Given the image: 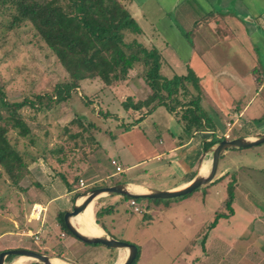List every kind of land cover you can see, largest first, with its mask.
<instances>
[{"label":"crops","instance_id":"0c3cea01","mask_svg":"<svg viewBox=\"0 0 264 264\" xmlns=\"http://www.w3.org/2000/svg\"><path fill=\"white\" fill-rule=\"evenodd\" d=\"M228 1L230 3L232 0ZM252 2L254 8H258L260 12L264 10V0H253ZM216 3L220 4L218 6L220 9L225 7L221 0H210L204 9L198 3L194 9L191 4L181 2L180 5L174 6L176 16L169 19L168 16L163 15L162 27L159 29L156 28L159 24H156L155 27L145 14H142V17L132 16L141 28L138 41L148 48H156L161 53L163 60L161 72L164 77L170 79L174 75H185L190 69L199 78L202 91L200 106L210 120V125L206 126L203 131L187 134L177 115L162 106L150 112H147L148 109L143 111L145 108L141 111L122 109L116 114L115 121L110 119V124L116 122L121 123L122 126L125 123L132 125V130L136 129L139 139L137 142H132L130 146H126L124 142L121 143L118 137L110 136L109 140L107 139L102 144L98 139L100 134L98 135L96 132L105 135L104 133H108L110 130L108 127L110 124L104 126L101 123L93 138H90L92 144L88 146L92 151L90 162L80 163L82 173L84 169H88L84 171L86 178L93 175L101 181L103 177L108 180V178L120 176L121 182L142 190L141 194L148 193L150 190L175 191L187 186L197 175L208 173L211 165V150L215 146L211 147L210 145L217 140L224 139V134H228L230 140L237 138L253 140L264 134V72L254 73L257 72L261 59L264 63V12L260 14L256 11H246V14L241 12L230 15L227 13L229 10L223 9L222 17L219 18L215 13L209 15L207 20H202V16L199 14L206 16L212 13L211 10L215 8ZM131 5L128 6V9ZM142 20H144L143 27L140 24ZM243 24L254 26L257 36ZM220 28L222 34H220ZM257 40L261 44V59L251 46V42ZM175 41L181 43L182 52L174 49ZM254 87L257 89L254 90ZM114 88L111 92L106 90L100 93L114 97L118 104L120 102L117 94L128 93L136 100L141 94L150 93L141 78L138 79V82L130 78L125 84H119ZM227 125L230 127L228 128ZM258 126L261 127L257 128ZM85 142L87 143V140ZM262 145L261 147H264V144ZM251 149L253 148L226 151L219 162L214 182L196 190L200 193L196 199L203 201L213 193L215 187L221 188L224 193L221 197L217 196V203L213 200V207L205 210V213L209 215L206 220L208 225L202 228L209 230L208 234H202V238L201 235L199 236L200 244L204 239L205 254L203 256L198 250H196L197 252L193 250L191 255L184 256V258H190V263L210 264V254H215L216 248L220 246L224 248L222 253L223 260H225L233 254V248L239 246L243 248L242 260L245 258L248 261L247 257L251 256L255 258L256 264H264V186L260 185L261 181L264 182V160L259 153H254ZM107 155H113V157L110 159L107 158ZM56 156L55 154L51 158L53 159L51 166L53 171L44 174L42 178L46 180L49 176L59 179L63 183L64 190L61 189L59 193H55L53 189H44L40 185L39 189L44 194L46 192L48 198L47 209H43L39 205L40 211L31 219L39 221L42 213L48 211L50 204H55L62 197H69L75 192L71 187L73 182L71 176L75 164L67 161L66 156ZM253 156L254 160H248ZM94 158L95 162H93ZM121 159L124 162H120ZM111 161L121 168V173L118 175H115V166L111 165ZM233 162L263 163L257 167L247 168L248 173L241 175L240 170L237 169L238 165ZM231 176H234L232 181L234 192L230 212L224 203L227 199L225 191H227L228 184L231 183ZM248 182L257 184L260 193L257 194L245 188L244 183ZM191 195L186 199H180L176 206L171 204L169 210L172 211L174 207V209H180L181 204L193 199ZM108 197L106 203L114 206L113 212L104 216L101 219V224L95 223V220L91 223V226L98 231L97 235L102 234V236L106 235L114 239L118 237L131 238L133 232L140 233L149 229L148 224L151 221L140 223L136 217L137 213L134 216L130 211V208H133L130 206V202H124L122 197L117 195ZM36 205L38 204L33 207ZM201 206L198 202L192 208L199 213L196 207L204 210ZM159 208L160 206L157 208V212L160 214L169 211L159 210ZM41 211L43 212L41 213ZM133 213H135L134 210ZM154 213L156 212L153 209L146 212L147 217H151ZM85 214L86 212L80 220L83 225H88L89 214L84 217ZM217 215H223V217L217 220ZM215 220L217 223L211 227ZM188 221L192 223L193 219L190 218ZM43 223L45 221L41 222L40 226ZM137 228L138 231H136ZM72 239L74 240L73 237ZM229 239L233 241L225 242ZM105 248L103 247V249ZM106 250L115 251L108 248ZM218 253L221 254L220 251ZM198 256L203 257L199 260ZM139 258L136 264H147L154 261L157 255H145L142 245ZM122 261L120 260L118 264H122ZM221 263L225 262L221 259L213 264Z\"/></svg>","mask_w":264,"mask_h":264},{"label":"rangeland","instance_id":"374dc122","mask_svg":"<svg viewBox=\"0 0 264 264\" xmlns=\"http://www.w3.org/2000/svg\"><path fill=\"white\" fill-rule=\"evenodd\" d=\"M252 1L253 0H232L229 3L228 0H221V3L223 2L225 7L220 9L218 7L220 4L216 3L213 9L214 12L211 10L212 13L206 16L201 13L199 15L202 16V20H207L209 15H214L215 13L218 14L219 18L222 17L224 15L223 9L229 10L227 13L230 15L241 12L246 14V11H256L260 14L264 12V10L260 12L258 8H254ZM121 2L122 4H128L129 1L121 0ZM181 2L191 4L194 9L196 3H198L200 7L204 9V7L207 6V2H210V0H133L132 5L129 7V12L133 17H142V14H145L149 21L151 20L154 23L150 21L154 26L159 24L157 27L155 26L159 29L162 27L161 19L163 15L168 16L169 19L176 16V8H174V6L180 5ZM9 21L10 14L0 9V95L9 103L23 102L25 100L35 102L37 97H41L43 105L48 104V97L52 96L53 99H55L54 93L57 88L70 82L69 76L28 22L23 23L19 27L9 29ZM140 24L143 27L144 20H142ZM243 25L248 30H252L253 34L255 33L254 35L257 36L254 26L247 24ZM219 31L220 34H222L221 28ZM128 39L131 38L128 37ZM253 41L251 42V46L261 59V44L258 43V40L255 42ZM179 42L175 41L173 47L176 51L182 52L183 48ZM257 68L258 73L254 72L255 74H259L261 71L262 73L264 72V63L262 59ZM141 72V68L135 67V69L129 73L127 79L132 78L135 82H138V79L141 78ZM125 82L126 81H124V83L121 82V84H125ZM114 87L103 86V83L98 79L84 80L79 83L77 89L70 93V98L59 106L55 105V100L50 102V108L45 113L41 111L38 112L30 106H26L19 111L22 120L28 125L30 134L26 138H19L16 131L10 130L7 136L17 151L19 150L21 154L26 155L28 159L36 158V160L34 162H25L28 167L22 171L20 178L18 174L16 185H14L15 183H13V180L11 181L9 176H7L0 167V252L13 249H26L45 255L51 260H61L66 264H118L120 260H123L122 263L124 262L127 257L126 250L108 251L106 248L103 249V246L100 245H85L77 239L75 240L74 237L73 240L71 236L64 233L58 222L59 215L71 211L72 207L78 204V200L84 199V194H87L91 188L107 187L123 183L121 182L122 179L120 176L108 178V180H105L106 177H103L101 181H99L97 176L93 175H89V177L86 178L84 176V171L88 169H84L82 173V168L80 167L81 162H90L91 160L92 151L88 146L92 144L90 143L89 136H94L95 130H92L93 127H86L87 131H85V126L79 122L78 117H80V119L84 118L83 120L89 123H94L96 130L99 129L98 126H100L101 123L106 126L110 124V119L115 121L116 114L122 110L120 104L114 100V97L100 93L103 90L111 92V90L115 89ZM131 88L133 89V87ZM143 89L146 90V88ZM256 89L257 88L254 87V90ZM149 95L150 93L148 92L141 94L136 100H134L135 97H130L128 93L121 95L117 94L116 96L119 97V102H121V100L124 102L128 98L133 102H141L145 101ZM164 108L166 109V107ZM147 109L148 108L143 111H147ZM99 111L107 112L109 116H101ZM0 113L6 116L5 111L1 107ZM175 113L182 114V110L177 109ZM124 125L127 124L125 123ZM82 127H84V129H82ZM108 127L110 130L108 133H104L105 135L96 132L98 135L100 134L98 139L102 144H104L107 139L109 140L110 136L118 137L121 143L124 142L126 146H130L132 142H137L139 139L136 134V129L132 130V127L123 129L122 124L116 122H111ZM259 127L261 126L257 128ZM62 128L67 130L66 134L75 135L81 134L82 132V136H85L84 139L87 140L88 144L78 148L74 146V144L76 143L78 146L79 140L82 142L81 138L75 137L74 139H69L68 135L64 136L63 140H57L61 137L60 132ZM261 146L263 145L261 144L253 147L251 150H253L252 152L254 153H259L262 160H264V147ZM58 149L60 152L54 153L57 155L56 157L66 156L67 161L75 164L71 176V180L73 181L72 186L75 192L69 197H62L55 204H50L51 206L47 212L41 211V213H43L39 221L31 219V217L33 218L34 215L38 214L41 207L47 209L46 202L48 201L46 192L45 194L41 192V189L33 186L34 183L42 185L41 188L44 187V189H53L55 193H59L61 189L64 190L63 183L59 179L54 177L50 178L49 176L46 180L42 178L44 174L53 171V168H51L53 160L51 159V152ZM114 155L116 156L115 153ZM111 157H113V155H107V158L111 159ZM95 158L93 162H95ZM254 158L253 156L248 160H254ZM105 161L106 159L104 157V162ZM119 161L124 162L122 159ZM233 163L238 165L237 169L240 170L242 175L243 173H248L247 168L257 167L263 162ZM80 178L88 185V189L85 190L86 192H80L79 190ZM233 180L234 176H231L230 181L232 182ZM260 185L264 186V182L261 181ZM244 186L251 192L260 193V188L255 183H244ZM215 188L216 189L212 191L213 193L207 197L205 201L196 199L200 196L199 191H196L193 195L190 194L193 196V199L181 204L180 209H174V207L172 211L169 210L171 208L170 205H178L180 199H186L187 196L173 200H142L138 203V207L141 210L140 213H137V215L133 213V208H130V211L134 216L136 215L142 224L146 221H151V223L148 224L149 229L140 233L133 232L131 238L118 237L115 239L134 244L139 247V249L143 245L145 255H157L154 261L147 264H192L190 263V258H184V256L187 254L191 255L193 250L194 252L198 250L204 256L206 250L205 246H203L204 239L201 244L200 242L203 237L202 234H208L209 230L202 228L208 225L206 220L209 215L205 213V210L213 207V200L217 203V196L220 195L221 197L222 193H224L221 188ZM225 194H227V191H225ZM108 198L109 197L105 195L95 200L94 215L100 208L110 206L106 203ZM128 201L124 200V202ZM198 202L202 205L201 207L204 208L203 210L196 207L199 213L192 208V206H196ZM35 204L38 205L33 207ZM39 205H41V207ZM159 206V210L166 209L169 210L168 213L160 214L157 212ZM151 209L155 210L157 214L154 213L151 217L143 218L147 216L146 212ZM81 216L76 219L82 218ZM148 218L151 219L149 220ZM190 218L193 219L192 223L188 221ZM76 219H74V222H76ZM85 220L84 218V221ZM40 221H45V223L40 226ZM136 231H138V228ZM234 232L238 233V231ZM200 235L201 238L199 237ZM231 241L233 240L229 239L225 242ZM216 250L218 252L220 251L221 254L217 251L215 254L211 253L210 264L221 259L225 262L221 264H256L255 258L251 256L247 257L248 261H246L245 258L242 260L243 248L239 246L234 247L233 254L225 260H223L222 253L224 248L220 246L216 248ZM203 256H198L199 260H201ZM5 264L40 263L23 256H14L8 259L7 262L5 260Z\"/></svg>","mask_w":264,"mask_h":264},{"label":"trees","instance_id":"16d2710c","mask_svg":"<svg viewBox=\"0 0 264 264\" xmlns=\"http://www.w3.org/2000/svg\"><path fill=\"white\" fill-rule=\"evenodd\" d=\"M128 1V4H122L121 0H0V9L10 14L9 29L28 22L68 74L70 82L59 86L54 93L55 99L52 96L48 97L49 103L55 100V105L59 106L70 98V93L84 80L98 79L103 86H117L118 83L127 81L129 73L135 67H139L142 71L140 77L149 88L150 95L141 102H133L128 98L119 103L121 108L125 111H141L148 108L150 112L156 107L164 106L173 113L179 109L182 110V114H175L183 124L184 132L193 134L203 131L210 125V120L200 106L202 91L199 78L190 69L185 75H174L170 79L162 75V55L156 48H148L138 41L141 28L128 9L133 0ZM49 103L43 105L41 97H37L35 102L25 100L9 103L0 95V107L6 114L4 116L0 113V167L11 181L13 180L14 185L18 174L20 178L22 171L28 167L25 162H34L36 158L28 159L26 155L17 151L7 134L12 130L16 131L19 138H26L30 130L19 111L30 106L38 112L45 113L50 108ZM99 112L101 116H109L107 112ZM78 119L85 126V131L86 127H93L92 130L96 131L94 123H89L83 120L84 118ZM122 127L129 129L132 125L123 124ZM66 131L62 128L61 137L57 140H63L64 136L68 135L69 139L81 138L82 142L79 140L78 146L74 142V146L78 148L88 144L82 132L74 135L66 134ZM89 137L93 138L92 135ZM220 140L210 146L216 145ZM58 152L59 149L54 150L51 155ZM33 186L40 187L37 183ZM71 187L73 188L72 184ZM97 188L103 187H93L91 190ZM85 190L83 192H86ZM233 192L234 185L231 182L227 186V199L224 203L229 211ZM120 197L129 200L128 202L132 200L125 196ZM142 200L152 201L149 199L134 201L138 204ZM113 208L112 205L100 208L94 215L96 223L101 224V219L110 215ZM63 215L64 213L59 215L58 222L62 231L71 236L63 223ZM86 216L87 211L84 217ZM221 217L223 215H217L216 219ZM217 220L211 227H214ZM139 255L138 247L133 264L137 263ZM13 257H7L6 262Z\"/></svg>","mask_w":264,"mask_h":264},{"label":"water","instance_id":"95a60500","mask_svg":"<svg viewBox=\"0 0 264 264\" xmlns=\"http://www.w3.org/2000/svg\"><path fill=\"white\" fill-rule=\"evenodd\" d=\"M264 144V134L259 135L253 140L246 138H237L232 140H220L211 150V165L206 175H197L187 186L175 191H159L150 190L148 193H134L130 190V186L126 183L116 184L103 188L90 190L84 194V199L80 204H75L72 210L64 213L63 223L70 233L78 241L86 245H100L113 250H126L127 257L122 264H133L138 254V247L125 241H120L112 237L101 235L98 237H89L81 234L73 225L72 219L82 213L85 208L93 201L105 195L125 196L132 200L149 199V200H173L188 196L200 189L214 182L216 179L218 166L224 153L231 149H249ZM10 256H23L28 259L35 260L40 264H51V259L45 255L26 250V249H13L0 253V264H5V260Z\"/></svg>","mask_w":264,"mask_h":264},{"label":"bare ground","instance_id":"6f19581e","mask_svg":"<svg viewBox=\"0 0 264 264\" xmlns=\"http://www.w3.org/2000/svg\"><path fill=\"white\" fill-rule=\"evenodd\" d=\"M130 190L134 193H142V190H139L138 188L136 187H130ZM83 201V199H79L78 200V204H80L81 202ZM94 202H91L86 208L85 210L80 213L79 215H77L75 218L72 219V223L73 225L77 228V230L83 234V235H86V236H89V237H98V236H101L102 234L100 235H97L98 234V231L96 229H94V227L91 226V223L94 221ZM90 207V208H89ZM87 210V215L89 214V218H90V222L88 225H83L80 218L79 219H76L77 217L83 215ZM89 211V213H88ZM87 217V216H86ZM74 219H76L74 222ZM51 264H66L64 262H61V261H58V259H53L51 260Z\"/></svg>","mask_w":264,"mask_h":264},{"label":"built area","instance_id":"2783aa9c","mask_svg":"<svg viewBox=\"0 0 264 264\" xmlns=\"http://www.w3.org/2000/svg\"><path fill=\"white\" fill-rule=\"evenodd\" d=\"M227 127L229 128L230 125H227ZM223 137H224L225 140H230L228 134H224ZM111 165L115 166V175L116 174L118 175L119 173H121V168L119 166H116V163L114 161H111ZM86 188H87V185L84 183V181L83 180H79V189L81 191H84ZM130 206L133 207V210H134L135 213H140L141 212V210L139 209V207L137 206V204H136V202L134 200L130 201Z\"/></svg>","mask_w":264,"mask_h":264}]
</instances>
